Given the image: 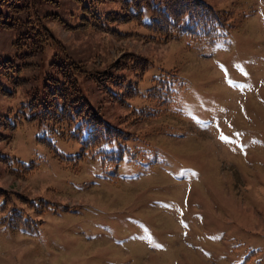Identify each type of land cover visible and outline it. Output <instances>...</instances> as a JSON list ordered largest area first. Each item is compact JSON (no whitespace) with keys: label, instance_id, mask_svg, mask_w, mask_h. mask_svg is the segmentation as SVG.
<instances>
[{"label":"rangeland","instance_id":"obj_1","mask_svg":"<svg viewBox=\"0 0 264 264\" xmlns=\"http://www.w3.org/2000/svg\"><path fill=\"white\" fill-rule=\"evenodd\" d=\"M204 1L234 22L212 46L105 18L119 10L116 1L38 0L49 15L41 22L58 42L19 70L0 66V154L37 167L18 177L0 159V187L11 194L0 216L16 206L42 224L31 234L0 223V264H264V0ZM5 16L0 5V20ZM14 36L0 29V60L18 61ZM63 46L82 65V97L129 136L138 161L104 168L91 152L77 157L78 140L48 134L47 125L23 116ZM132 58L151 67L133 72ZM161 69L173 70L185 87L158 117L142 121L86 76L110 72L143 93ZM125 98L149 105L140 95ZM20 195L68 210L38 215Z\"/></svg>","mask_w":264,"mask_h":264},{"label":"trees","instance_id":"obj_2","mask_svg":"<svg viewBox=\"0 0 264 264\" xmlns=\"http://www.w3.org/2000/svg\"><path fill=\"white\" fill-rule=\"evenodd\" d=\"M106 1H116L119 10L108 13L105 18L121 22L131 19L139 21L152 33L164 39L185 37L192 43L212 46L224 41L234 26L233 17L228 11L215 9L204 0ZM0 5L6 11L5 18L0 20V29L14 32L12 42L18 60L13 59L14 63L5 58L4 61L0 60V66L12 67V69L18 67L19 70L32 64L33 60L27 63V59L32 56L39 57L47 45L54 41L58 42L49 28L41 22L49 15L40 13L38 0H0ZM88 7L85 5L84 9L89 10ZM50 15L51 19H59L57 13ZM145 16H148L146 20ZM95 25L99 27L98 24ZM56 52L53 54L55 59L49 63L51 70L44 79L48 85L46 83L45 87H41V93L35 91L29 102L23 105L29 112L28 116L22 112L23 116L29 120L37 119L39 123L47 125L50 128L48 134L55 133L62 139L78 140L82 147L77 157L81 158L87 151L91 152L92 157L100 156L104 168L108 164H114L116 167L123 159L128 162L138 161V151L128 144L129 136L123 135L124 131L105 120L82 97L76 85V77L82 72V65L68 55L64 46L59 47ZM129 62L132 65H127V68L130 67L131 71L138 73L139 71L143 73L152 64L144 58H132ZM110 68L115 70L116 64L111 65ZM86 76L97 83L109 101L127 106L133 121L158 117L164 108L176 102L179 90L185 86L181 77L171 69H161L153 76L152 84L143 93L134 84L119 85L110 72L97 75L88 72ZM138 95L142 96L149 105L135 107L126 102L125 97ZM38 139L45 140V137ZM58 155L66 157L61 153ZM0 159L7 164L8 172L18 177H25L37 167L34 161L25 164L8 155L0 154ZM11 163L17 165L16 169L10 167ZM10 195L6 189L0 187V213L6 210L7 204L11 203ZM19 198L28 202L38 215L43 214L45 210L54 212L68 210L67 206L51 204L42 199L40 202L31 203L30 199L24 196L20 195ZM0 223H5L11 229L33 234L39 230L42 221L31 218L23 209L12 206L0 216Z\"/></svg>","mask_w":264,"mask_h":264},{"label":"snow or ice","instance_id":"obj_3","mask_svg":"<svg viewBox=\"0 0 264 264\" xmlns=\"http://www.w3.org/2000/svg\"><path fill=\"white\" fill-rule=\"evenodd\" d=\"M221 139H226V137L221 136Z\"/></svg>","mask_w":264,"mask_h":264}]
</instances>
